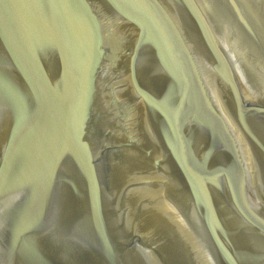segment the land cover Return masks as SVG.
I'll return each instance as SVG.
<instances>
[{"label": "water", "instance_id": "water-1", "mask_svg": "<svg viewBox=\"0 0 264 264\" xmlns=\"http://www.w3.org/2000/svg\"><path fill=\"white\" fill-rule=\"evenodd\" d=\"M0 264H264V0H0Z\"/></svg>", "mask_w": 264, "mask_h": 264}]
</instances>
